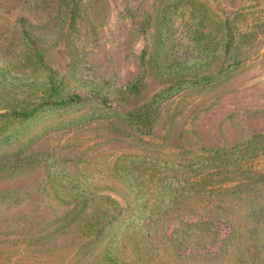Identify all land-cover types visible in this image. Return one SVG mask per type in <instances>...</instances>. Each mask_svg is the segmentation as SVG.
Here are the masks:
<instances>
[{"label": "rangeland", "instance_id": "374dc122", "mask_svg": "<svg viewBox=\"0 0 264 264\" xmlns=\"http://www.w3.org/2000/svg\"><path fill=\"white\" fill-rule=\"evenodd\" d=\"M204 1L220 17L251 5L241 24L256 38L227 77L151 103L167 87L146 57L157 0H0V68L8 70L0 97L41 94L54 82L83 100L9 143L27 142L20 155L41 164L0 176V264H109L104 236L91 240L63 222L79 199L68 192L87 196L85 211L122 212L116 226L144 222L153 249L142 248L150 259L137 264H264V188L242 181L243 171L264 169V150L251 152L264 146L256 137L264 133V0ZM171 16V46L186 49L195 19L185 5ZM147 103L157 110L143 130L104 114ZM84 112L72 126H51ZM134 208L142 210L131 218Z\"/></svg>", "mask_w": 264, "mask_h": 264}, {"label": "trees", "instance_id": "16d2710c", "mask_svg": "<svg viewBox=\"0 0 264 264\" xmlns=\"http://www.w3.org/2000/svg\"><path fill=\"white\" fill-rule=\"evenodd\" d=\"M186 2V4H182ZM181 5L189 8L190 15L195 21L189 24L190 46L186 49L175 50L171 46V21L172 13ZM251 5L241 7L233 12L234 16L227 15L220 17L215 14V10L204 0H157L154 11V32L153 46L147 49L149 51L148 65L154 75L164 82L167 87L155 94L151 103L158 101L161 97L168 96L180 91L183 88L192 86L207 85L218 79L225 78L234 72L241 64L249 46L252 45L253 37L256 38L255 28H245L241 23L245 22L248 9ZM145 50V51H147ZM39 53V52H38ZM145 61V59H143ZM8 73L6 68H0V86L1 80ZM138 84L131 86L130 90H136ZM78 94L69 95L63 91L60 83L52 82L43 87L41 94L22 97H9L2 99L0 97V176H9L16 171H24L29 167H38L41 163L33 157L27 158L24 152L27 142L23 143L17 149H8L9 143L18 140L28 129L29 125L41 119L46 113L52 111H62L72 109L82 102ZM147 105L142 106L140 111H125L123 108L115 107L104 112L118 118L124 119L126 123L143 130L148 123L152 121L153 111L157 106L155 103L152 109ZM138 109V110H139ZM90 112H84L72 118L67 117L61 121L53 123L51 126H72L81 118H86ZM40 133L37 135V137ZM260 141H264V133L256 136ZM253 151L262 149L258 145L252 144ZM239 153L243 155L241 149ZM231 158L229 161L237 164V170H243V164L238 163ZM242 181H247L251 188H264V169L253 168L250 172L243 171ZM131 180L130 177H126ZM73 198L78 199L77 205L67 210L61 216L65 224L75 222L82 227L81 233L94 237L91 240L100 239L104 236L101 253L103 258L109 260V264H137L138 261H149L150 256L142 253V248L146 251L153 249L152 242L145 234L144 222L140 219L138 222L127 220L128 226L123 224L116 226L115 219L122 212L109 213L95 210H83L89 199L84 194H75L68 192ZM82 197V198H80ZM141 208H134L129 211L131 218L135 213L140 214ZM154 214H152V213ZM144 217L148 214L156 216V211L143 210ZM101 219V220H100ZM100 220V221H99ZM142 222V223H141ZM65 225H61L63 227ZM125 229L122 237H119L120 230ZM132 235L134 239L132 241ZM131 239L133 257L130 260L125 259L123 251L127 248V239ZM124 256V257H123Z\"/></svg>", "mask_w": 264, "mask_h": 264}]
</instances>
